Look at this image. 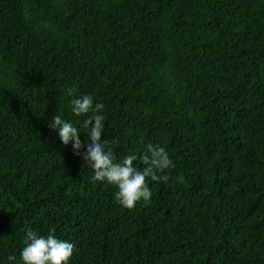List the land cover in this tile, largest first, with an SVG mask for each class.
Here are the masks:
<instances>
[{
	"label": "trees",
	"instance_id": "trees-1",
	"mask_svg": "<svg viewBox=\"0 0 264 264\" xmlns=\"http://www.w3.org/2000/svg\"><path fill=\"white\" fill-rule=\"evenodd\" d=\"M71 87L118 159L166 149L150 202L117 204L48 127L85 141ZM28 228L69 264H264V0H0V264Z\"/></svg>",
	"mask_w": 264,
	"mask_h": 264
},
{
	"label": "clouds",
	"instance_id": "clouds-1",
	"mask_svg": "<svg viewBox=\"0 0 264 264\" xmlns=\"http://www.w3.org/2000/svg\"><path fill=\"white\" fill-rule=\"evenodd\" d=\"M66 94L71 98V113L75 117H85L80 124L86 134L85 141L80 139V129L60 114L52 117L48 127L57 132L63 145L71 142L73 154L82 158V166L92 169L91 182H107L116 187L113 195L117 204L132 209L138 201L150 202L152 192L148 180L167 183V170L175 167L166 149L149 142L139 153L118 159L113 147L115 142L103 139L105 105L95 102L90 94H78L75 87L68 88ZM23 242L19 264H69L75 250L73 243L56 237L54 228L46 237L28 228ZM8 259L16 261L15 256Z\"/></svg>",
	"mask_w": 264,
	"mask_h": 264
}]
</instances>
